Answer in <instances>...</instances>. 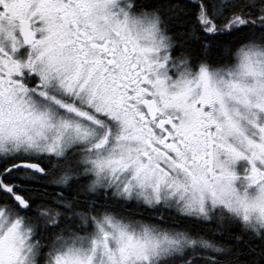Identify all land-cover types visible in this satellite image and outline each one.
<instances>
[{
  "label": "snow or ice",
  "instance_id": "6c2138e0",
  "mask_svg": "<svg viewBox=\"0 0 264 264\" xmlns=\"http://www.w3.org/2000/svg\"><path fill=\"white\" fill-rule=\"evenodd\" d=\"M0 264H264V0H0Z\"/></svg>",
  "mask_w": 264,
  "mask_h": 264
}]
</instances>
